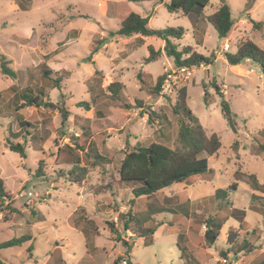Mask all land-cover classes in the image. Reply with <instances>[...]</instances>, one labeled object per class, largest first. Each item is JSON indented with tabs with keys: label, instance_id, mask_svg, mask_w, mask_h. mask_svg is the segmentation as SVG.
I'll return each mask as SVG.
<instances>
[{
	"label": "rangeland",
	"instance_id": "rangeland-1",
	"mask_svg": "<svg viewBox=\"0 0 264 264\" xmlns=\"http://www.w3.org/2000/svg\"><path fill=\"white\" fill-rule=\"evenodd\" d=\"M225 1L233 20L225 42L206 20L220 0H211L200 14L187 16L170 14L162 6L151 18L152 29L184 30L181 39H171L178 51L191 47L200 55L218 57L210 65L193 67L192 77L168 95L161 90L148 91L172 65V58L162 56L147 64L144 46L137 43L133 51L131 44L125 47L127 52L118 55L117 64L109 61L107 54L113 47L100 42L104 39L101 32L111 36L120 26L112 3H103L106 13L101 14L102 0H36V6L24 12L13 11L10 0H0V58L4 57L7 68L16 74L11 80L0 69V176L8 194L0 203V243L30 237L20 247L0 250L2 260L7 264H113L115 260L117 264H196L191 258L195 253L201 264H260L264 255V193L252 189L248 176L255 175L264 185V71L250 60L234 69L223 54L234 53L243 39L264 50V0ZM15 2L20 5L22 0ZM145 3L131 2V13L150 10L151 5ZM67 4L75 6L65 10ZM117 11L125 13L124 8ZM258 23L259 29H254L253 24ZM24 25L36 31L31 44L38 41L45 50L50 47V38L54 45L72 28L81 33L77 44H57L58 49L63 47L56 55L59 62L42 58L36 63L37 54L28 53L18 38L11 40L13 33L24 31ZM90 38L91 47L100 45L107 52L98 57L97 66L88 60ZM224 43L229 45L227 51L222 50ZM80 62L84 66L80 67ZM32 63L36 66L29 68ZM58 64L67 71L51 69ZM111 67L114 81L124 85L117 98L106 88L100 89V78L93 81L87 76L89 71L106 72ZM45 69L51 71L48 78L43 77ZM56 77L61 80L60 88H52ZM213 84L229 105L230 122L221 112L222 98ZM16 86L44 88L49 100L68 112L65 125L57 110L25 107L15 111L10 87ZM183 87L187 107L207 136L214 133L219 137L221 148L208 158L206 173L136 198L134 186L118 183L126 140L129 148L151 143L177 148L183 116L174 114L173 107L177 91ZM100 95L110 98L98 99ZM83 102L89 109L95 103L100 114L79 106ZM18 119L30 127L20 129ZM81 128H87L82 137ZM15 133L19 135L14 137ZM9 143L22 144L25 157L9 151ZM39 162L43 164L40 173ZM73 167L78 169L70 174ZM216 189L227 190V196L215 199ZM233 210L244 214L241 222ZM213 217L228 220L216 241L207 246L201 241L205 231L202 223ZM230 240L235 242L234 249ZM245 243L251 251L246 247L233 251ZM227 250L231 253L224 263L221 253Z\"/></svg>",
	"mask_w": 264,
	"mask_h": 264
},
{
	"label": "trees",
	"instance_id": "trees-1",
	"mask_svg": "<svg viewBox=\"0 0 264 264\" xmlns=\"http://www.w3.org/2000/svg\"><path fill=\"white\" fill-rule=\"evenodd\" d=\"M130 1L133 3H140L162 0ZM210 3L211 0H170L166 4V10L169 13H179L184 16L190 15L191 13L200 14ZM206 20L221 39H226L233 27L230 7L225 0H220L217 9L212 14L208 15ZM260 25L259 23L253 24V28L259 29ZM136 34L143 37H153L163 41L165 55L167 58H172L175 67L193 68L199 67L200 65H210L216 59L213 54L206 57L193 52L191 47H184L181 51H178L177 46L172 44L171 39H181L184 35V30L182 28L167 27L162 30L151 29L148 27V18H143L136 13L128 14V16L122 20L120 28L110 33L111 36L118 35L124 37H131ZM97 49L98 48L95 47L91 51V55L95 54ZM147 51L148 56L145 58L146 63L159 59V51H155L151 46L147 47ZM223 58L230 66H237L245 60H250L259 64L262 71H264V50L250 39L241 40L236 45V51L234 53L225 52ZM88 60H90V57ZM0 69L4 76L9 77L11 80L16 79L15 72L7 68L4 57L0 58ZM50 73V70H43V77L48 78ZM139 76L140 75L137 77L140 78ZM163 77L164 76L161 75L157 78L154 87L148 91L149 94L159 93ZM60 81L59 77L53 79L52 88H60ZM212 87L216 94L222 98L220 100L221 112L230 122L231 110L223 99V93L217 85L213 84ZM123 88L124 85L119 82H112L106 87L107 91L114 98L118 97V94ZM10 89H12L14 101L16 103L15 111L25 107H43L57 110L61 116V124L65 125L68 112L64 108L59 107V104L52 103L47 94L43 91L44 88L36 86L19 88L16 86L10 87ZM135 102L139 107H142L140 101L136 100ZM80 105L86 110L89 109L88 104L85 102L80 103L79 106ZM173 113L182 114L183 116V119L180 120V127L177 134V148H171L161 143H151L146 147L134 146L133 148H129V142L126 140L125 145L127 149L125 150L118 168V183L123 186H134V188H132V193L136 198L152 195L175 183L186 181L193 175L206 173L209 171L208 158L215 155L221 148L219 137L214 133L207 136L198 118H196L187 107L186 91L184 87L177 91V99L173 107ZM149 121H151L150 116ZM18 126L21 129L30 127V124L18 119ZM18 133L13 134V136H18ZM7 148L9 151L18 153L21 157H25V148L22 144L9 143ZM42 165L43 164L39 162L37 168L38 173H40ZM74 167H79V164H74ZM74 167L70 170V174H73L75 169H78ZM248 179L253 190L264 193V185L257 181L255 175H249ZM234 187L235 184L231 186V189H234ZM220 196H227V190L216 189L214 198L217 199ZM7 198L8 194L4 187V181L0 176V203L4 202ZM261 213L264 215V210H261ZM232 214H237L236 216L240 219L239 222L243 220L244 214L241 211L233 210ZM227 220L228 217L205 218L202 223L205 227V231L201 241L207 246H211L218 238L220 230ZM124 227L126 230V225ZM28 240H30V237L25 235L19 238H11L0 243V250L20 247ZM123 243L127 245L125 240H123ZM229 244L234 249L235 242L230 240ZM244 248L247 249V251H251V247H249L248 243H245L241 248H236L233 251ZM230 253V250H227V252L221 253V256L223 259H227V255ZM236 254V252L233 253V255ZM191 258L194 263L201 264L198 258L195 257V253L192 254ZM260 259L259 263L264 264V255ZM0 264L7 263L0 257ZM113 264H117V260H115Z\"/></svg>",
	"mask_w": 264,
	"mask_h": 264
},
{
	"label": "crops",
	"instance_id": "crops-1",
	"mask_svg": "<svg viewBox=\"0 0 264 264\" xmlns=\"http://www.w3.org/2000/svg\"><path fill=\"white\" fill-rule=\"evenodd\" d=\"M36 0H22V3L20 5H18L19 3L15 2V0H10L9 4L11 5V8L13 11H20V10H23L24 12H29L32 10L33 7L36 6V3H35ZM170 0H162V1H151V2H147L145 4H148V5H151V9L148 10V9H144L143 12H139L137 13L138 15H140L141 17L143 18H148V27L152 29V26H151V18L153 17L154 14H156V12L159 10L160 7L162 6H165L166 8V4L169 2ZM112 3L114 6V8H116L114 10V13L115 14H118L116 16H118L119 20L120 21V24L122 22V20L128 16V14H130L132 11L131 9L129 8L130 7V0H102L101 4L103 7H101V14H105L106 13V6L104 7L103 3ZM53 4V7L55 6V4L52 2L51 5ZM72 6H75L73 4H67L65 7L66 9L65 10H68L70 9ZM119 7L120 8H124L125 9V13H123L122 15H119ZM103 9V10H102ZM130 9V10H129ZM150 12V13H148ZM170 14H176L178 16H182L181 14L179 13H170ZM59 16V13L57 14ZM55 20L57 21L58 18L56 17ZM71 20L69 19V24H70ZM34 27L31 26V25H24V31H21L20 32H17V33H13L12 37H11V40H14V38H18L20 40V43L23 45L24 49L28 52V53H34V54H37L38 55V59L36 61V63H39V62H42V58H44L45 62H48L49 60H53L54 62H59V59L58 57L56 56L57 53L61 52V49L63 47H66L67 44L69 45V43L72 45L73 44H77L78 43V38H79V35L81 33V30H76V29H70L68 32H66V34L64 35V39L62 40H59L58 42H55L54 45H51L52 44V41H51V38L50 40L48 41L50 43V47H48L47 50L45 49H42L38 46V41L37 42H34L33 44H31L33 38L37 37L36 35V31L35 29H33ZM120 28V26H119ZM118 28V29H119ZM117 29V30H118ZM116 30V31H117ZM156 30V29H155ZM101 37L100 39H102V42H100V45L101 44H104L106 46V44L109 46H112L113 47V50H116L115 52H112L113 50H109V53L107 54L108 55V59L109 61H111L112 63L114 64H117L116 62L119 60V57L118 55L121 54V53H125L127 52L126 48L125 47H128L130 44V50L133 51L138 44H143L144 46V49H145V52H146V56L144 57V61H145V58L148 56V51H147V47L148 46H151L153 47V49L155 51H159L160 52V56H159V59L160 60L162 58V56H166L165 55V52L163 50V47H164V42L161 41V40H158L156 38H153V37H143L139 34H136V35H133L131 37H126V38H129L131 40V42L129 43L130 40L128 41H125L122 37L124 36H118V35H114V36H109V34H106V32H101ZM43 35H40L39 37H42ZM228 38L227 37L226 39H223L224 42L227 40L228 41ZM36 41V40H34ZM65 41V43H64ZM137 41V42H136ZM63 42V47L61 45L62 48H59L57 47V44L58 43H61ZM36 44V45H35ZM88 44H89V50L92 51L95 47H97V52L95 54H92L90 56V60L89 62L92 63L94 66H97V63H98V57L100 55H102L103 52L107 53L106 52V48H103V49H100V45L99 46H95V47H91L92 44H93V38H90L88 40ZM119 47V48H118ZM112 52V53H110ZM216 59H218V57H216ZM215 59V60H216ZM224 59V58H223ZM36 63H32V65L29 67V68H34L36 66ZM148 64V63H147ZM164 63L162 62V65ZM174 64L172 63V65L168 66L169 68L172 67ZM58 67H51V69H54L55 71L57 72H60L62 70H65V67H60V65L58 64L57 65ZM79 66L82 67L84 66V64L82 62L79 63ZM116 66V65H114ZM239 65L237 66H233V68H237ZM113 67L110 68L109 71H106L104 72V70L102 69H98L96 71H89L87 76L89 78H91L93 81H97L99 78L101 79V84L99 85L100 89H104L106 88L110 83L112 82H117V81H114V78L112 76V73L114 72L112 70ZM164 69V68H163ZM83 71L86 70V68H82ZM122 72H120L121 74ZM164 73V72H162ZM162 75V74H161ZM160 75V76H161ZM69 78V76H68ZM67 78V79H68ZM98 91L103 94L102 90H99ZM99 95V93H98ZM148 97V96H147ZM101 98V99H107L109 100V96L105 95L104 97L102 95H100V97H98V99ZM96 99L94 102L96 103V101L98 100ZM94 103V104H95ZM93 104V105H94ZM91 106V109H88V110H91L92 113L94 114H100L99 110H96L95 111V107L94 106ZM109 105V104H108ZM108 105H106L107 107L105 108L106 111L108 112ZM86 116V115H85ZM87 117V116H86ZM92 118V116H90ZM135 121V118L132 119L130 122H134ZM82 129V132H81V137L83 135H86L87 134V128L84 129V128H81ZM80 165V164H79Z\"/></svg>",
	"mask_w": 264,
	"mask_h": 264
},
{
	"label": "built area",
	"instance_id": "built-area-1",
	"mask_svg": "<svg viewBox=\"0 0 264 264\" xmlns=\"http://www.w3.org/2000/svg\"><path fill=\"white\" fill-rule=\"evenodd\" d=\"M229 49L228 43L223 44V51H227ZM193 69L188 67H170L164 70L163 73V81L161 83V94H172L175 91V88L178 84L183 81H187L192 77ZM227 259H223V262L226 263ZM126 264V262H123ZM233 264H238L234 262Z\"/></svg>",
	"mask_w": 264,
	"mask_h": 264
}]
</instances>
